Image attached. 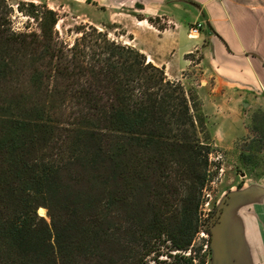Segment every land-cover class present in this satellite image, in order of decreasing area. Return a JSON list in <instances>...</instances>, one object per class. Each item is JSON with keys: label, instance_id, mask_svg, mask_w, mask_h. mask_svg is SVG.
<instances>
[{"label": "trees", "instance_id": "16d2710c", "mask_svg": "<svg viewBox=\"0 0 264 264\" xmlns=\"http://www.w3.org/2000/svg\"><path fill=\"white\" fill-rule=\"evenodd\" d=\"M17 10L35 28L0 0V264H209L217 148L196 89L93 25L70 44L47 5Z\"/></svg>", "mask_w": 264, "mask_h": 264}, {"label": "crops", "instance_id": "0c3cea01", "mask_svg": "<svg viewBox=\"0 0 264 264\" xmlns=\"http://www.w3.org/2000/svg\"><path fill=\"white\" fill-rule=\"evenodd\" d=\"M137 3L164 29L125 10ZM103 6L124 17L112 23L126 29L120 40L164 68L169 79L184 83L187 72H201L204 81L195 87L216 148L234 149L239 139L231 133L240 118H264V0H109ZM198 21L204 23L200 35L190 39L188 29ZM194 54L199 61L190 58ZM236 189L251 193L228 213L227 264H264V178Z\"/></svg>", "mask_w": 264, "mask_h": 264}, {"label": "rangeland", "instance_id": "374dc122", "mask_svg": "<svg viewBox=\"0 0 264 264\" xmlns=\"http://www.w3.org/2000/svg\"><path fill=\"white\" fill-rule=\"evenodd\" d=\"M7 2L15 10L12 19L14 28L17 31H26L27 27H30L29 29L35 28L34 22L17 10L18 3L33 2L37 5H47L49 9L58 13L60 19L56 29L60 39L66 43L71 44L79 37L77 33L79 28L90 25L94 26L95 23L104 24V27L98 25L97 29L105 31L108 33L109 38L117 41H121L119 35L126 32V29L121 25L112 24L113 21L124 19V17L115 15L103 6V4H108L109 0H7ZM189 6V11L196 13V7L191 4ZM195 55L197 54L192 55L190 58L197 62L200 56L197 55L198 58H196ZM186 75L187 79L184 82L186 87H194L196 89L195 85L199 84L202 80L204 81L199 70H192L187 72ZM261 120H264V118H261L260 115L256 117L252 116V119L250 117L240 118L231 133V138L239 139L235 142L234 149L223 152L217 148L211 155L213 176L212 181L204 191V203L201 208V221L205 226H202L194 243L195 249L199 252V257L205 256L209 264H211L212 259V251L211 253L208 252L210 235L206 232L203 235L202 231L205 228L208 229L209 219L215 215V211L222 201V198L228 192L236 188L239 189L242 185L250 184V180L252 179L259 180L264 178V126L261 124ZM246 128L248 135L243 138L246 135ZM211 131L213 133H221L219 130H215L213 125H211ZM208 133L213 141L212 134L209 130ZM248 148H251L254 152L247 154L250 162L245 164L247 157L245 156L242 159L243 156L241 155ZM45 212L47 214L46 209ZM46 218L48 219V217ZM47 222H49V219ZM165 251L166 249H163V253ZM159 259L164 260L166 256H161Z\"/></svg>", "mask_w": 264, "mask_h": 264}, {"label": "water", "instance_id": "95a60500", "mask_svg": "<svg viewBox=\"0 0 264 264\" xmlns=\"http://www.w3.org/2000/svg\"><path fill=\"white\" fill-rule=\"evenodd\" d=\"M251 190L230 191L218 205L212 224L208 227L211 235L210 248L212 251L211 264H227L228 254L226 252V234L228 227V213L232 206L250 198Z\"/></svg>", "mask_w": 264, "mask_h": 264}, {"label": "built area", "instance_id": "2783aa9c", "mask_svg": "<svg viewBox=\"0 0 264 264\" xmlns=\"http://www.w3.org/2000/svg\"><path fill=\"white\" fill-rule=\"evenodd\" d=\"M204 26L203 21H198L195 24H193L189 29H188V37L190 39H196L200 35V32ZM204 230L202 231V234L204 235Z\"/></svg>", "mask_w": 264, "mask_h": 264}, {"label": "flooded vegetation", "instance_id": "af4514ba", "mask_svg": "<svg viewBox=\"0 0 264 264\" xmlns=\"http://www.w3.org/2000/svg\"><path fill=\"white\" fill-rule=\"evenodd\" d=\"M211 224H212V216H211L210 219H209L208 227L211 226ZM208 231H209V229H208ZM209 232H210V231H209ZM210 238H211V235H210Z\"/></svg>", "mask_w": 264, "mask_h": 264}, {"label": "bare ground", "instance_id": "6f19581e", "mask_svg": "<svg viewBox=\"0 0 264 264\" xmlns=\"http://www.w3.org/2000/svg\"><path fill=\"white\" fill-rule=\"evenodd\" d=\"M41 209H43V210L45 211V209H44V208H41ZM44 216H46V217H47V214H46V212H45Z\"/></svg>", "mask_w": 264, "mask_h": 264}]
</instances>
